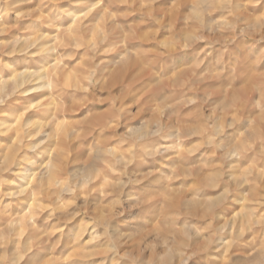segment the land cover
Instances as JSON below:
<instances>
[{
	"label": "rangeland",
	"instance_id": "rangeland-1",
	"mask_svg": "<svg viewBox=\"0 0 264 264\" xmlns=\"http://www.w3.org/2000/svg\"><path fill=\"white\" fill-rule=\"evenodd\" d=\"M80 1L0 0V77L49 68L54 58L63 72L55 79L48 70L49 87L0 105V264H248L264 256V0ZM63 4L87 18L103 9L105 20L90 22L87 34L65 31L69 17L49 20ZM43 32L37 46L54 45L58 58L29 55L37 46L7 53L12 39ZM166 58L175 70L157 77ZM28 118L50 137L23 140L37 150L20 149L19 165L4 169L14 128ZM53 163L61 166L55 182L25 176ZM129 178L140 192L136 209Z\"/></svg>",
	"mask_w": 264,
	"mask_h": 264
},
{
	"label": "bare ground",
	"instance_id": "bare-ground-1",
	"mask_svg": "<svg viewBox=\"0 0 264 264\" xmlns=\"http://www.w3.org/2000/svg\"><path fill=\"white\" fill-rule=\"evenodd\" d=\"M15 1V0H14ZM17 1V0H16ZM62 1V0H61ZM64 1V0H63ZM65 1H67V0H65ZM71 1H74V4H76L77 5V3H79V2H82V1H80V0H69V2L71 3ZM79 1V2H78ZM85 1V0H84ZM212 1V0H211ZM3 2H5V1H3ZM6 2H7V6L8 5H10V6H14L13 4H14V2L13 3H11V0H10V2L9 1H7L6 0ZM75 2H77V3H75ZM216 2V1H215ZM218 2V1H217ZM59 3V2H58ZM51 4V3H50ZM54 4V3H53ZM61 4V3H60ZM69 5V3H66V7ZM72 4V3H71ZM17 5V4H16ZM55 5V4H54ZM56 6V5H55ZM54 6V7H55ZM71 6H73V5H71ZM70 6V7H71ZM75 6V5H74ZM78 6V5H77ZM82 6V5H81ZM81 6L80 7H77V8H81ZM84 6H85V4H84ZM9 7V6H8ZM51 7L52 6H50V8H49V12H50V9H51ZM54 7H52V8H54ZM70 7H67V8H70ZM83 7V6H82ZM92 7V6H91ZM76 8V7H75ZM84 8H86V7H84ZM104 8V7H103ZM82 9V8H81ZM87 9V8H86ZM91 9H93V7L91 8ZM73 10V9H72ZM72 10H69V9H66L65 8V4H63V5H59V6H57L56 7V10H51V11H53V12H51V13H54V12H56L57 14H59V15H62L61 17H59L60 18V20H61V18H62V20L64 19V18H66V17H69V18H67L68 19V24L67 25H65V27H64V30L65 31H68V32H72V31H74V33H78V34H80V35H82V34H84L85 32H86V34H87V31H89V29L91 28V26H92V24H90V22H92V21H98L97 23H99V21H103V20H105V17H106V13H105V10H103V9H97L96 10V12L95 11H93V12H95L94 14H92V17H90V15H89V17L87 18V16H88V14H85V15H78L77 13H79V14H82L81 12H74V11H72ZM75 10V9H74ZM79 10V9H78ZM76 11H77V9H76ZM79 11H81V10H79ZM82 11H84L85 13H86V10L84 9H82ZM91 11V10H90ZM89 11V12H90ZM92 12V13H93ZM56 13H54L53 14V17H50V21H52L53 20V18H55L56 16H57V14ZM91 13V12H90ZM49 15H51V14H49ZM40 16V15H39ZM40 18V17H39ZM67 19H65V20H67ZM55 20V19H54ZM54 20H53V22H54ZM47 21H48V19H47ZM56 21V20H55ZM40 22H42V21H40ZM39 22V23H40ZM49 22V21H48ZM63 23V22H62ZM62 23H60V22H57V24H56V26L58 27V29L60 28V25L61 26H63L62 25ZM43 24V23H42ZM41 24V25H42ZM48 24V23H47ZM54 24V23H53ZM1 25V24H0ZM94 25V24H93ZM3 26V25H2ZM44 27H45V25H44ZM49 27V26H48ZM113 26L112 25H110V29L112 28ZM53 28H54V26H53ZM52 28V29H53ZM61 28H63V27H61ZM110 31V30H109ZM0 32H3V29H1L0 28ZM48 33H50V32H48ZM66 33V32H65ZM57 35H58V33H56ZM68 34V33H67ZM71 34V33H70ZM26 35H27V33H26ZM46 35H47V33H46ZM55 35V34H54ZM57 35H55V37H57ZM63 35V34H62ZM34 36V35H33ZM36 36V35H35ZM34 36V38L32 39L31 37V39L30 38H21V37H16V38H14V39H12L11 41H9L8 42V47L10 48V51H8L7 53H12V52H14V51H18V52H25V53H29L32 49H34V47H36L39 43H40V41H41V43H42V41H43V39L45 38V34H44V32L41 34V35H37L36 37ZM48 36V35H47ZM52 36V35H51ZM68 37L70 36V35H67ZM66 36V37H67ZM110 36V35H109ZM64 37V36H63ZM262 38H264V35H262L261 36ZM47 38V37H46ZM51 39H52V37H50ZM73 38H76V36H74L73 35ZM68 39V38H67ZM70 39V38H69ZM68 39V41L70 42V40ZM77 39V38H76ZM76 39H74V44H77V41H75ZM101 39H102V41L104 40V39H107V34L106 35H104L103 37H101ZM100 39V40H101ZM52 41V40H51ZM101 41V42H102ZM107 42V41H106ZM63 43H65V42H63ZM72 43V42H71ZM61 44V43H60ZM73 44V43H72ZM98 44H100L99 42H98ZM104 44V43H103ZM102 44V45H103ZM41 45V44H40ZM63 45H65V44H63ZM93 45V44H92ZM71 46H73V45H71L70 44V47ZM3 47H5V46H1L0 47V50L3 48ZM38 47V46H37ZM66 47V46H65ZM64 47V48H65ZM11 48H13V49H11ZM18 48V49H17ZM54 48H56L54 45H47V44H42L41 46H39L38 47V49H36V50H34V51H32V52H30L29 53V55H32L33 57H36V58H42V60L44 61V60H47L48 59V55H51L50 53L52 52V50L54 49ZM67 48H69V47H67ZM100 49V48H99ZM95 50H96V48H95ZM98 51V50H97ZM96 51V52H97ZM55 52H56V50H55ZM58 52H63V51H58ZM53 53V52H52ZM54 54V53H53ZM57 54V53H56ZM1 55H2V53H1ZM22 55V54H21ZM20 55V56H21ZM55 55V54H54ZM58 56L60 55V54H57ZM57 55H55V56H57ZM9 56V55H8ZM28 56V55H27ZM58 56L56 57V58H58ZM24 57V56H23ZM23 57H21V58H23ZM52 57H54V56H52ZM123 57V56H122ZM32 58V57H31ZM3 59V58H2ZM28 59V58H27ZM29 59H30V57H29ZM28 59V60H29ZM55 59V58H54ZM54 59L52 60V61H54ZM60 59V58H59ZM58 59V60H59ZM5 60V59H4ZM17 60V59H16ZM21 60V59H20ZM26 60V59H25ZM18 61V60H17ZM22 61V60H21ZM38 61H39V59H38ZM38 61H37V63H38ZM43 61H42V63H43ZM49 61V60H48ZM52 61L50 62V65H49V68L47 67H45L44 65H42V66H38V68L37 67H28V66H26V67H24L25 65H27V64H25L23 67L24 68H19V69H17V70H15V71H13V72H11L10 74H9V76L7 75V77H0V105H2V104H4L6 101H8V99L10 98V97H12L14 94H16V95H18L17 93H23L24 95H28V94H30V93H32V92H34L35 90H37V91H40V90H43L44 88L46 89V87H49V85L50 84H52L53 83V80H51V81H47L46 79L49 77V75H47L48 74V70H50V71H52L53 72V74L55 75L54 77H55V79L57 78H59L60 77V75L63 73L61 70L62 69H60V66H58L59 64H58V62H53L52 63ZM27 62V61H26ZM30 62H34V61H30ZM36 62V61H35ZM84 62V61H83ZM89 62V61H88ZM12 63V62H11ZM28 63V62H27ZM41 63V62H40ZM64 63V62H63ZM62 63V64H63ZM99 64H100V61L98 62ZM7 64V63H6ZM10 64V63H9ZM23 64H24V62H23ZM22 64V65H23ZM29 64V63H28ZM39 64V63H38ZM38 64H36L35 63V65L37 66ZM48 64H49V62H48ZM61 64V63H60ZM18 65V64H17ZM65 64H63V66H64ZM103 65V64H102ZM5 66V65H4ZM45 68H44V67ZM84 66V65H83ZM95 66V65H94ZM0 67H2V66H0ZM9 67H11V66H9ZM9 67H8V69H9ZM43 67V68H42ZM65 67V66H64ZM13 68V67H12ZM12 68H11V70H12ZM83 68V67H82ZM87 69V68H86ZM92 69V68H91ZM94 69V68H93ZM1 70H2V68H1ZM89 70V69H88ZM64 71V70H63ZM76 73V72H75ZM75 73H73V74H75ZM93 74V73H92ZM71 75V74H70ZM69 75V76H70ZM76 75V74H75ZM80 75V74H79ZM72 76V75H71ZM70 76V77H71ZM62 77V76H61ZM70 77H66V78H69V79H71V80H73V81H71V83L72 82H74V78H70ZM65 78V79H66ZM69 79H68V81H69ZM64 80V79H63ZM66 82V81H65ZM75 82H77L76 80H75ZM61 83V82H60ZM78 83V82H77ZM76 83V84H77ZM79 84V83H78ZM67 85V84H66ZM73 85V84H72ZM70 86V85H69ZM76 86H78V85H76ZM76 88V87H75ZM79 88V87H78ZM77 88V89H78ZM51 91V90H50ZM49 92V91H48ZM53 93V92H52ZM55 93V92H54ZM33 94V93H32ZM44 94V93H43ZM56 95V94H55ZM52 96V95H51ZM60 96V95H59ZM19 97V96H18ZM22 97V96H21ZM29 98V97H28ZM35 98H36V96H35ZM33 99V98H32ZM43 99H45V98H43ZM42 99V100H43ZM28 100V99H27ZM41 100V101H42ZM29 101H31V99L29 98ZM40 101V102H41ZM58 101V100H57ZM37 102V101H36ZM39 102V103H40ZM8 103H9V101H8ZM47 103V102H46ZM38 104V103H37ZM44 104V103H43ZM48 104L49 105H51V104H53V103H49L48 102ZM48 104H46V105H48ZM15 105V104H14ZM29 105H33V104H29ZM29 105H26L25 106V104H24V107H27V106H29ZM48 105V106H49ZM34 106V105H33ZM36 106V105H35ZM32 107V106H31ZM39 107H40V105H39ZM39 107H36V108H39ZM42 107V106H41ZM29 108V107H28ZM23 109V108H22ZM48 109V108H47ZM28 110V109H27ZM24 111H26V110H24ZM53 111V110H52ZM19 113V112H18ZM49 113V112H48ZM51 113V112H50ZM23 114V113H22ZM37 115V114H36ZM36 115H34V116H36ZM13 117L14 116H16V114H13L12 115ZM11 116V117H12ZM33 116V117H34ZM48 116V114L46 115V117ZM13 117H12V119H13ZM27 118V117H26ZM31 118V117H30ZM25 120V119H24ZM38 120V119H37ZM50 120V119H49ZM100 120V119H99ZM13 121H14V119H13ZM13 121H11V122H13ZM33 121V120H32ZM29 118L26 120V122H24V121H22V122H19V124L14 128V130H15V133H16V136H15V141H16V143L17 144H15V145H12L10 148H9V150H8V152L4 155V163H3V168L4 169H7V168H10V166H12V165H19V163H20V159H22L20 156H19V154H18V151H20V149H28V150H31V151H36L37 150V148H38V146H37V144H33V143H29V144H24V142H23V140H25V139H27V138H31V137H33V136H35V135H42V141H44V140H46V139H48L49 137H50V133L49 132H46V131H44V129H43V123H42V125L40 124V123H37L36 122V120L34 121V122H32ZM10 122V121H9ZM8 122V123H9ZM10 122V123H11ZM39 122H40V120H39ZM16 123V122H15ZM1 124H4L3 122L1 123ZM11 125V124H10ZM1 126H3V125H1ZM4 127H5V125H4ZM29 127H31L32 128V130L31 131H29V130H27ZM11 128V127H10ZM5 129V128H4ZM13 131V130H12ZM170 134V133H169ZM168 134V135H169ZM174 134V133H173ZM149 135V134H148ZM167 135V134H166ZM155 136V135H154ZM175 136V135H174ZM161 137H163V136H161ZM167 137V136H166ZM171 137H172V135H171ZM163 138H165V137H163ZM53 139V138H52ZM140 139V138H139ZM167 139V138H166ZM169 139V138H168ZM50 140H48V142H49ZM160 144V143H159ZM162 144V143H161ZM164 144V143H163ZM170 144V143H169ZM42 145V144H41ZM53 145V144H52ZM145 145H147V144H145ZM171 145V144H170ZM170 145H167V146H170ZM157 146V145H156ZM162 146V145H161ZM175 146V145H174ZM173 146V147H174ZM43 147H44V145H43ZM46 148H47V146H45ZM48 147H49V145H48ZM144 147V146H143ZM147 147V146H146ZM150 147H152V146H150ZM142 148V147H141ZM164 148H166V147H164ZM168 148V147H167ZM171 148H172V145H171ZM176 148V147H175ZM42 149V148H41ZM49 149H51L50 147H49ZM56 149V148H55ZM170 149V148H169ZM168 149V150H169ZM144 150V149H143ZM24 151V150H23ZM47 151V150H46ZM161 151V149L159 150V152ZM52 152V151H51ZM148 152V151H147ZM35 153V152H34ZM48 153H49V150H48ZM21 155H23L22 153H20ZM38 154H40V152L38 153ZM46 155V154H45ZM49 157V156H48ZM177 158V157H176ZM94 159H102V155H100V153L98 152V154L97 155H95V157H94ZM173 160V159H172ZM22 161V160H21ZM174 161V160H173ZM46 163V162H45ZM180 163V162H179ZM30 165V164H29ZM42 165V164H41ZM174 165V164H173ZM44 166V165H43ZM179 166V165H178ZM182 167V166H181ZM13 168V167H12ZM35 168V167H34ZM18 169V168H17ZM33 170V168L32 169H30V168H28L26 171H25V176H28V177H31V178H35L36 180H38V183L41 185V184H44L45 182L46 183H49V182H55V180H56V178H57V174L59 173V171L61 170V166L60 165H58L57 163H53V164H51V166H49V168L48 169H46V168H41L40 166H38L37 167V169H35L36 171H32ZM178 170V169H177ZM180 170V169H179ZM23 178H24V176H22ZM21 180H22V178H21ZM25 180V179H24ZM26 182V181H25ZM32 192V191H31ZM26 199V198H25ZM31 202V201H30ZM27 203H28V199H27ZM31 204V203H30ZM192 204V203H191ZM21 205V204H20ZM193 205H194V203H193ZM193 209V208H192ZM194 211V210H193ZM264 253V252H263ZM53 262H54V260L52 261V264H53ZM92 262V261H91ZM96 262V261H95ZM244 262V261H243ZM77 263V262H76ZM94 263V262H93ZM246 263H248V264H264V256H262V255H260V254H255L254 256H252L251 257V259H249L248 261H246ZM50 264V263H49ZM55 264H57V262L55 263ZM78 264H80V263H78Z\"/></svg>",
	"mask_w": 264,
	"mask_h": 264
},
{
	"label": "clouds",
	"instance_id": "clouds-1",
	"mask_svg": "<svg viewBox=\"0 0 264 264\" xmlns=\"http://www.w3.org/2000/svg\"><path fill=\"white\" fill-rule=\"evenodd\" d=\"M253 11H255V9ZM169 63H170V61L167 58L160 62V64L155 69L157 77L167 76L169 73H171L175 70V67H169L168 66ZM124 186L127 187V190H128L127 195L130 198L129 202L131 204V207L133 209H136L134 201H135V198L140 194V192L136 188L137 185H136L135 180L129 178L126 185H124ZM123 196H125V192L123 193Z\"/></svg>",
	"mask_w": 264,
	"mask_h": 264
}]
</instances>
